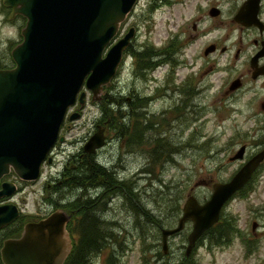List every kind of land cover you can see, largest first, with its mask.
<instances>
[{"label":"rangeland","instance_id":"rangeland-1","mask_svg":"<svg viewBox=\"0 0 264 264\" xmlns=\"http://www.w3.org/2000/svg\"><path fill=\"white\" fill-rule=\"evenodd\" d=\"M148 1L153 2V0ZM168 1L175 4L165 7L163 4H159L155 9L152 4L144 5L145 3L143 4L142 0L139 1L134 9L133 18L129 21V25L140 22V34L135 39L136 42H144L148 48H165L169 44L177 42L175 45V49H177L183 44L185 39L183 33L190 31L192 20L200 14L195 15V13L199 11L200 6L205 5V1ZM142 4L143 7H141ZM227 8L228 5L225 4V12H227ZM9 14L10 10L4 8L2 0H0V67L2 68L13 66L10 52L15 45L20 43V31L23 27L21 19L8 20ZM137 17L141 21L137 20ZM225 19L226 16H224L223 21ZM219 32L225 34L227 31L221 30ZM235 36L236 34L233 32L232 38H235ZM246 38L244 37L243 43ZM247 43L246 52L249 54L253 51V48L249 40ZM198 46L201 47L199 43ZM181 51L182 48H180ZM194 54H198V51ZM176 57H178L177 54ZM179 57L184 59L183 53ZM183 59L179 60L183 61ZM171 68H174V71H171ZM130 69L131 66L129 65L128 70L121 71L113 85L103 91L101 102H90V97L87 95L86 106L82 110L81 119L68 122L71 129L66 130L64 128L62 131V135L65 136L67 141L63 144H57L56 148L60 152L52 164L45 163L43 165L41 179L36 183L19 184L21 192L15 196L14 200H16V205L22 211V223L45 216L56 208H62L66 213L73 216L80 204V202L76 204L78 199L100 194L102 190L92 187L87 189L85 193L82 189L61 187L60 193L57 194L54 192V186H56L57 179L63 170H66V176L71 178L81 174L82 169L79 171L73 170L71 166L75 162L68 160L79 152L84 144L83 139L90 131L91 124L102 117L101 111L104 104H108L107 99L112 101L117 98L115 104H125V96H128L130 92L143 98L152 97L149 110L154 116L148 120L155 122L154 133L156 136L160 134V138L167 140L169 151L173 149V151L178 152L173 155L171 163L166 164L163 168L159 167L155 171V178L151 180L144 175H142L143 177L134 176L132 178V175L140 174L137 170L142 162L140 161L141 154L134 156L133 150L143 149L148 145L143 146L141 144V146H138L130 142L127 145V147L130 146L127 150H132V152L126 154L124 158L127 168L130 170V175L127 178L131 180L130 182L137 180L135 187H132L134 184H127L126 188L132 187V193H139V203L158 221H161L164 225L162 228L176 226L177 221L172 225L175 220L174 222L171 221L170 227L168 226L170 223L166 226L167 219L172 214L175 199L178 198L177 200L180 201V207L186 197L191 194L199 202H202L211 194V186L206 187L205 183L226 181L237 170L239 162L230 163L228 157L244 144L248 145L246 152L249 156L253 152L255 144L264 140V110L262 107L264 103V81L262 78L251 80L250 76H245L243 89L233 95H225L226 88L221 91L216 88L207 89L203 96L199 98L200 104L198 105L201 115L188 114L182 116L186 107L183 87L172 88L173 83L179 84L178 79L181 80L186 72L182 65L170 64L169 66L168 63L158 65L151 74L153 81H151L149 74L140 73L136 76L131 73ZM248 71L251 72V69L249 68ZM239 72L240 68L237 73ZM246 72L247 68H244L240 74ZM96 104L102 105L97 106ZM115 109L116 105L111 106L109 104L111 115H113ZM114 117L117 119L116 125H119V116L115 115ZM110 133L115 134L116 130L113 129ZM57 150H55V153ZM113 150L112 154L110 151H102L100 155V158H102L101 163L107 168L116 162L114 156L116 151H119L118 144L115 145ZM123 176L126 177L125 173L119 171V174L117 173L111 177V181L119 180ZM11 181H14V179ZM258 181L254 192L251 191L242 198L238 196L231 203L229 202L230 204L228 203L227 208H225V212L239 215L241 218L239 229L242 228L243 232L248 235L251 232L250 223L260 213L264 212V171L260 173ZM112 193L113 190L105 191L102 203L97 207L93 208V205L90 208V210H93V214L99 217L102 222L112 221L113 223L110 228L117 235L118 243L114 247L113 263H110L177 264L186 249V237L191 230V225L186 224L180 235L171 237L168 240V254H162L159 257L158 254L161 253L160 231L157 230L156 226L147 223L144 228L148 231L142 230L143 218L136 217L133 212L128 210L126 201L128 197L116 194L113 198L110 196ZM108 197H110V201H113L111 206L107 201ZM169 199L172 202H168ZM104 201L107 204H104ZM66 204L68 205L66 206ZM259 220H262V217ZM243 222L244 224H242ZM12 229L13 226H10L4 231H0V247L4 237ZM237 245L240 244L236 242L235 247L231 250L232 252H228V256L223 255L222 261L220 260L221 256L218 259L216 250L215 255L211 256L207 255L199 246L193 251L199 264H212L211 261H208L211 257L215 263L218 261L219 264H238L236 262L240 261L241 256H238L239 249ZM109 251L102 252L94 257L91 264H107ZM258 255L260 256L259 264H262L264 242Z\"/></svg>","mask_w":264,"mask_h":264},{"label":"water","instance_id":"water-1","mask_svg":"<svg viewBox=\"0 0 264 264\" xmlns=\"http://www.w3.org/2000/svg\"><path fill=\"white\" fill-rule=\"evenodd\" d=\"M137 2L3 0L4 7L11 10L10 20L20 15L26 22L20 33L22 41L10 54L14 67L0 69V180L12 170L23 181H35L45 160L52 162L49 153L57 140H65L59 137V131L68 109L76 103L80 109L84 107L85 91L91 93L92 101L99 99L103 87L114 77L133 29L109 45ZM259 3L260 0L245 1L235 20L246 26L259 25ZM263 54L264 50L260 55ZM263 73L260 70L258 74ZM79 117L75 112L69 120ZM102 145L103 136L96 133L84 150L93 153ZM243 152L241 147L231 160L242 159ZM263 160L264 148L228 182L214 183L210 199L204 204L188 196L177 226L161 230L163 253H167V239L191 222L186 247L189 255L203 232L218 221L225 202L243 188ZM15 191L13 183H0V199ZM18 218L16 205H0V229ZM69 220L70 216L56 210L41 220L26 223L19 237L3 241L2 264H63L71 251L66 231Z\"/></svg>","mask_w":264,"mask_h":264},{"label":"flooded vegetation","instance_id":"flooded-vegetation-1","mask_svg":"<svg viewBox=\"0 0 264 264\" xmlns=\"http://www.w3.org/2000/svg\"><path fill=\"white\" fill-rule=\"evenodd\" d=\"M204 1L205 5L200 6L199 11L195 13V15L200 13L199 16L192 20V23L190 24V31L183 33L185 39L183 44L177 49H175L177 42L169 44L165 48H148L146 43L136 42L135 39H137L140 34V22H138V24L134 23V25H129V21L133 18L132 16L134 12L128 17L122 28V35H124L130 28H133L135 37L131 40L130 45L123 53L120 73L121 71L128 70V66L130 65L132 74L137 76L140 75V73H145L146 75L149 74L151 78L152 72L158 65L168 63L169 66L170 64H180L184 67L186 72L183 74L181 80L178 79L179 84L173 83L172 86V88L175 89H177L179 86L183 87L186 107L184 110L185 113L182 114V116H187L188 114H197L198 116L201 115L198 105L200 104L199 98L203 96L207 89L216 88L217 90L219 89L221 91L223 88H226L225 95H233L243 89L245 83L244 78L246 77L250 76L251 80H258L262 78L264 81V73L262 75H258L256 79L252 78L253 73L255 72L258 74L262 67L264 72V54L260 55L264 50V0H260L257 13V18L259 19L260 24L257 26H246L235 20L238 10L246 0ZM142 2L143 4L145 3L144 5L152 4L154 9L155 7H158L159 4H163L164 7L175 4L168 0H153V2L142 0ZM224 3L228 5L227 12L224 10ZM143 4L141 7H143ZM224 16H226L225 21H223ZM137 20H139L138 17ZM226 21L228 22L225 23ZM221 30L227 32L222 34L219 32ZM233 32L236 34L235 38H232ZM244 37L247 38L243 43ZM248 40L250 41V45L253 48V51L249 54L246 52V44H248ZM198 43L201 46L200 48ZM180 48H182L181 52ZM197 51L198 54H194ZM181 53H183L184 59L179 57ZM176 54L178 57H176ZM255 58L256 60H254ZM179 59H183V61H180ZM251 64L254 65V68H252ZM239 68L240 72L237 73ZM244 68H247V72L240 74ZM249 68L251 69V72L248 71ZM171 71H174V68H171ZM151 81H153V78H151ZM233 82H237L240 85V87L234 91L229 89ZM133 94L135 93L130 92L128 96H125V104H115L120 118L118 120L119 125H116L117 119L111 115L112 112L109 110V104H104L101 111L102 117L96 119L91 124L89 133H87V136L83 139L85 144L95 133H102L104 135L105 146L101 150L106 152L110 151L111 154L112 151H114L113 149L115 145L118 144L119 151H116L114 156L116 162L109 167L111 169L113 168V170H106V173L111 174L112 176L116 175L117 173L119 174V171H121L123 174L125 173L126 176L130 175L128 174L129 169L127 168L126 162L124 161L125 155L132 152V150H127L130 147H127L130 142H133V144L135 143L138 146H141V144H143V146L148 145V147H144L143 149H134V156L136 154H141V156H144L145 159L148 158L147 155L155 158L154 146H149L151 140L156 137L154 133L155 122L153 120H148L154 116L149 110V104L153 98H143L137 96L138 94ZM96 105L99 106V104ZM262 107L264 110V103ZM62 126V131L64 128L66 130L71 129V126L68 124V122L64 121ZM113 129L116 130L115 134L110 133V131ZM245 146L247 150L248 146ZM262 147H264V141L261 145L255 144L254 150L249 156L246 152L245 160L252 157ZM55 150H57V148H54L52 151L53 157H56L60 152V150H57L55 153ZM101 150H97L94 154L85 153L81 147L79 152L73 156V161L75 163L71 167L73 170L79 171L84 167V162L88 163L89 165L93 162L100 168H104V166L98 164V161L100 159L102 160V158H100L102 153ZM143 150L146 151L144 152ZM123 154L124 157H122ZM153 164L154 161H147L143 168ZM242 164L243 162H239L237 167L239 168ZM93 167L94 166L92 165L90 168L93 169ZM139 169L142 170V167ZM262 171H264V161L258 166L257 170L252 175L249 182L251 185L253 184L255 187L257 186V183L259 182V175ZM66 174V170L61 172L60 177L57 179L56 187L54 188L55 193H60L59 189L61 188L63 180L66 181L68 177ZM133 177L134 176H132V178ZM12 179H14L13 182L16 184L18 191H21V188L19 187L20 183L23 185L29 184L28 182L17 180L12 174L2 179V181H11ZM130 181L131 180H129V178L124 176L120 177L119 180L110 181V184H107L105 189L102 188L104 191L102 190L99 196H90L92 203L94 204L96 199L98 201H102V198L104 197L103 193L108 190H113V193L110 195L113 198L116 194H121V196L126 195L127 184H134L132 187L136 186L134 181ZM212 183L214 182L205 183V186H211ZM132 187L128 188L129 192L131 193L133 192ZM252 191L254 192L255 190L253 189ZM208 198L209 197L203 199L201 203L208 200ZM11 201L15 202L16 200H14V197H12ZM107 201L110 202V197L107 198ZM3 203H6V199L0 200V204ZM67 205L68 204H66V206ZM76 212H78V209H76ZM261 217L262 220H259ZM240 221L241 218L238 214L225 212L223 207L222 211L220 212L219 220L215 225L218 226L215 227L216 229L213 227L204 233L198 243V246L210 256L215 255L216 250L218 253V259L219 256H221L220 260L222 261L224 256H228V252H232L231 250L235 247L236 242H238L240 244L237 245L239 249L238 256H241V258L240 261H237L236 263L259 264L260 256L258 253L261 250L264 242V212L260 213V215L250 223L251 232L249 235L243 232L244 230L242 228L239 229ZM242 224H244V222ZM192 254H194V259L191 261H188L190 260V256L184 257L187 259L184 261L185 264H195V252ZM208 261H211L212 264H219L218 261L215 263L212 257ZM196 264L199 263L197 262ZM262 264H264V257Z\"/></svg>","mask_w":264,"mask_h":264},{"label":"trees","instance_id":"trees-1","mask_svg":"<svg viewBox=\"0 0 264 264\" xmlns=\"http://www.w3.org/2000/svg\"><path fill=\"white\" fill-rule=\"evenodd\" d=\"M111 103V102H110ZM111 105H115V101H112ZM113 115H118L117 107L113 111ZM116 119V118H115ZM154 146L155 151V158L150 157V155H147V159L144 158V162L141 165L142 167V174L144 176H148L149 179L155 178V171L160 167L163 168L166 164L171 163L173 160V155L177 152L176 150L169 151V143H167L166 139L160 138V134H158L153 140H151L149 146ZM152 162L154 161L153 165L150 166H143L146 164V162ZM84 167L82 168L81 174L79 176L75 177H67V180L64 181L61 185V187H67L71 189H82L83 193L90 187L92 188H104L107 186V184H110L111 181V174L106 173L108 169L113 170V168H100L99 166L95 165L93 162L92 164L83 163ZM94 166L93 169L90 167ZM81 170V169H80ZM92 171V173H91ZM92 174V177H91ZM137 184V180L134 181ZM250 185V184H249ZM251 186V185H250ZM247 185L245 189L238 192L240 197H243L247 195L246 190L249 191L251 187ZM56 187V186H54ZM139 193H131L128 191V188H126V196L128 197L126 199L127 201V208L130 210V212H133L136 217H140L142 219V230L144 228L145 224H151L152 226H156V228L159 230L162 228L161 221H158L154 215H152L150 212L144 209V207L139 203ZM134 199V200H133ZM178 199V198H177ZM175 199L174 200V207L172 209V214L169 215V218L167 219L166 226H171V221H176L178 216L180 215V201ZM103 200V199H102ZM168 202H172V200H167ZM80 204L78 205L77 209L78 212H76L72 217L71 221L68 225V232L70 234V237L72 239V250L67 258V260L64 262V264H91L94 257L98 256L102 252H107V264L113 263V256H114V247L117 242V235L113 232V229L111 230V226L113 225L111 222H102L99 217H97L95 214H93V210H90L92 208L91 206L97 207L102 202L96 199L94 201V204L92 203V200L90 197H84L83 199L80 198L77 201ZM133 203V204H132ZM106 204V203H104ZM140 206V207H139ZM71 208V207H69ZM22 218L13 225V229L9 232L8 235H6L5 238L10 237H16L21 231L22 226ZM173 224V223H172ZM218 226V225H217ZM217 226H214L217 227ZM216 229V228H215ZM148 231V230H147ZM159 257H161L162 253L158 254ZM194 259L193 254L190 256V260ZM187 259L184 258V256L181 257L180 261L177 264H185L184 261ZM194 261V260H193ZM111 262V263H110ZM195 264L197 261H194ZM1 264V263H0ZM194 264V263H190Z\"/></svg>","mask_w":264,"mask_h":264},{"label":"bare ground","instance_id":"bare-ground-1","mask_svg":"<svg viewBox=\"0 0 264 264\" xmlns=\"http://www.w3.org/2000/svg\"><path fill=\"white\" fill-rule=\"evenodd\" d=\"M133 204V203H132Z\"/></svg>","mask_w":264,"mask_h":264}]
</instances>
